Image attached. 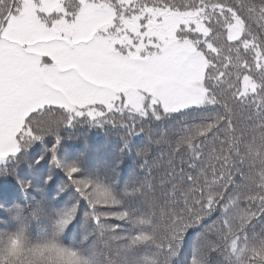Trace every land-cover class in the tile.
Wrapping results in <instances>:
<instances>
[{"label": "snow or ice", "instance_id": "snow-or-ice-1", "mask_svg": "<svg viewBox=\"0 0 264 264\" xmlns=\"http://www.w3.org/2000/svg\"><path fill=\"white\" fill-rule=\"evenodd\" d=\"M46 137L55 196L15 172ZM0 166V264H264V0H0Z\"/></svg>", "mask_w": 264, "mask_h": 264}, {"label": "trees", "instance_id": "trees-1", "mask_svg": "<svg viewBox=\"0 0 264 264\" xmlns=\"http://www.w3.org/2000/svg\"><path fill=\"white\" fill-rule=\"evenodd\" d=\"M61 144L58 145L57 158L62 162H71L77 159V156L83 157L82 165L84 171H93L99 169L101 173L106 171V165H110L113 156L117 152L119 144L118 135L113 132H107L105 129H99L96 127H89L85 125L77 127L65 128L61 131ZM52 138L46 137L43 142H37L31 145L26 153H23L20 159L27 157L29 163L23 166H17L15 172L17 175L23 174L25 177L31 178L34 183L38 185L39 177L43 176L46 172H50L53 175V180L50 181L52 187L45 189L51 195L55 196V189L65 182L63 173L58 169H52L48 158L45 156L40 161L39 165L32 168L30 161L36 156L43 155L46 147ZM135 166L134 159L125 157L121 164L119 177L127 178ZM3 167V166H0ZM0 179H7L12 185L19 196L24 197L26 193L20 192L19 187L13 177H0ZM39 190V189H37ZM69 191L61 194L57 199H64L69 195Z\"/></svg>", "mask_w": 264, "mask_h": 264}]
</instances>
